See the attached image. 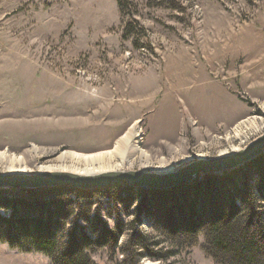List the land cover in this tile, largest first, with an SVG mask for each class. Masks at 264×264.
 I'll list each match as a JSON object with an SVG mask.
<instances>
[{"label":"rangeland","instance_id":"1","mask_svg":"<svg viewBox=\"0 0 264 264\" xmlns=\"http://www.w3.org/2000/svg\"><path fill=\"white\" fill-rule=\"evenodd\" d=\"M132 2L135 8L121 16L116 0H0V150L25 156L24 167L37 170L62 151L93 153L116 142L127 150L136 143L147 160L114 158L112 166L163 170L231 151L264 130L244 139L232 131L248 117L264 119V75L254 83L243 65L264 57V0ZM127 23L133 29L123 35ZM241 25L254 28L263 42L255 53L240 44ZM201 75L229 85L247 103L239 120L206 130L185 108ZM33 146L40 153L33 154ZM3 163L0 172L10 167ZM109 203L98 199L92 210L112 227L114 215L103 209ZM150 223L144 216L138 228L149 232ZM202 243L201 233L164 262L217 264ZM90 256L97 264H116L125 254L118 246L110 255L104 246ZM0 264L52 263L0 241Z\"/></svg>","mask_w":264,"mask_h":264},{"label":"trees","instance_id":"2","mask_svg":"<svg viewBox=\"0 0 264 264\" xmlns=\"http://www.w3.org/2000/svg\"><path fill=\"white\" fill-rule=\"evenodd\" d=\"M116 4L121 16L135 8L132 0ZM132 29L127 23L123 35ZM103 197L112 202L103 207L114 215L112 227L92 210ZM144 216L151 219L149 232L138 228ZM201 233L202 250L217 264H264V152L168 189L128 183L0 188V241L18 251L40 252L52 264H97L90 253L104 246L110 255L118 246L125 254L116 264H141L143 257L171 264L164 261L196 243Z\"/></svg>","mask_w":264,"mask_h":264},{"label":"water","instance_id":"3","mask_svg":"<svg viewBox=\"0 0 264 264\" xmlns=\"http://www.w3.org/2000/svg\"><path fill=\"white\" fill-rule=\"evenodd\" d=\"M264 152V130L241 146L214 156H196L163 170L121 167L97 172L60 168L6 170L0 172V188H41L69 186L90 189L128 183L143 189H168L191 182L204 174L233 169Z\"/></svg>","mask_w":264,"mask_h":264},{"label":"crops","instance_id":"4","mask_svg":"<svg viewBox=\"0 0 264 264\" xmlns=\"http://www.w3.org/2000/svg\"><path fill=\"white\" fill-rule=\"evenodd\" d=\"M238 33L236 36L239 42L245 41L247 48L252 49L253 53L259 48L258 43L263 44L256 30L250 26L248 28L242 26ZM243 65L248 67L247 72L253 76L254 83L256 80H262L256 79L255 76L264 75V57L258 60L250 58L247 62L244 61ZM199 81L202 85L190 90L185 108L199 118L206 130L230 125L243 116L247 103L234 94L229 85L213 79L210 75H201Z\"/></svg>","mask_w":264,"mask_h":264},{"label":"bare ground","instance_id":"5","mask_svg":"<svg viewBox=\"0 0 264 264\" xmlns=\"http://www.w3.org/2000/svg\"><path fill=\"white\" fill-rule=\"evenodd\" d=\"M262 125H264V119H262L261 117H248L232 128L233 137L244 139L249 134V131L258 130ZM230 147L234 148V146L232 145H230ZM31 152L33 154H37L39 151L38 148L33 146L31 147ZM136 155L139 158L145 160L148 159L147 152L140 149V147L137 146L136 143L128 147L127 150H123L121 147H119V143L116 142L114 147L109 150L97 151L93 153H80L71 150L62 151L56 156L54 162H48L46 164L42 163L39 165V167L47 169H70L81 172H97L102 170L121 168L123 164L112 166V160L114 158H119L120 162L124 163L125 161L128 162L131 158ZM0 161H3V164H7L8 166H10L8 167L10 170L26 169V167H24V164L26 163V158L21 154L17 155L15 153H10L7 150H0ZM15 165L20 167L13 168V166Z\"/></svg>","mask_w":264,"mask_h":264}]
</instances>
